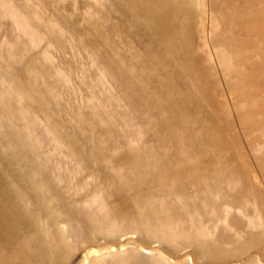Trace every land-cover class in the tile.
I'll return each mask as SVG.
<instances>
[{
    "label": "rangeland",
    "instance_id": "1",
    "mask_svg": "<svg viewBox=\"0 0 264 264\" xmlns=\"http://www.w3.org/2000/svg\"><path fill=\"white\" fill-rule=\"evenodd\" d=\"M137 17L0 0V202L47 247L9 264H264V0H189L150 37ZM32 91L46 105L17 94Z\"/></svg>",
    "mask_w": 264,
    "mask_h": 264
},
{
    "label": "bare ground",
    "instance_id": "2",
    "mask_svg": "<svg viewBox=\"0 0 264 264\" xmlns=\"http://www.w3.org/2000/svg\"><path fill=\"white\" fill-rule=\"evenodd\" d=\"M127 6L129 13L131 15L138 16L136 18L137 21L142 22L145 24L146 29L145 33L148 37L152 34L160 35L164 32L165 23H173L177 24V14L180 11H184L187 9V5L189 4V0H142L143 3H140L139 0H121ZM89 28H91L95 33H99V27L92 21H86ZM161 45L166 49L168 42L175 43L177 42V31L176 29L172 30V36L170 40H167L164 36H157ZM156 39V38H155ZM11 68L14 70L15 75H19L17 69L15 68V62H12ZM27 86V82L19 81L17 84V88L22 90L24 87ZM33 95L30 94L27 97L24 94H20L17 92L21 100L28 101L30 100L33 103V106H37L38 104L42 103L44 105L45 102L38 97L35 96L34 92L32 91ZM0 144H6L8 147L11 148V141L7 138V135L4 132L0 131ZM23 152H26V148L21 146ZM37 151L31 150L32 154H35ZM1 156H4V159H1L0 162L4 161L7 156L0 153ZM21 156L23 154L19 153ZM11 158V157H10ZM31 158H34L33 156ZM3 163V162H2ZM7 164V163H6ZM8 165V164H7ZM41 169L40 164H35L32 166L30 170L23 171V175L32 174L33 176L38 174V171ZM15 171V170H14ZM45 171L47 170H42ZM13 172V171H12ZM43 182L46 183L49 187V193L44 195L41 192V184L36 185L32 181H28L23 177L24 181H21L18 177L15 178V184L17 186H29L36 192L42 193V200L43 202L46 199H51L49 196L51 193V180L54 182V178L48 176L47 174H43ZM51 179V180H50ZM3 187V183L0 181V188ZM52 200V199H51ZM58 202L63 201V197L60 195L57 199ZM43 210H39L37 207V213ZM50 211H54L52 208ZM69 211V210H67ZM70 212V211H69ZM25 213L24 208L18 204L15 199L10 195V202L7 206H4L0 202V247L6 246L9 249L10 259L6 258L5 253L0 251V264H9L14 257H18L25 261L28 257H32L33 259H38L41 255L42 251H46L47 247H43L39 242L36 244L28 245L26 242V236L23 231L24 225H27L25 221L27 220L28 216L22 215ZM63 221L64 220H74V218L67 213H63ZM51 219L54 220L53 216L51 215ZM62 221V220H61ZM25 223V224H24ZM58 222L55 221L52 224V229H55L56 224ZM51 229V231H52ZM61 231H64L63 227L60 228ZM85 230V228H84ZM64 235H70V233L65 230ZM144 253H150L148 249H142ZM91 264H95L92 262Z\"/></svg>",
    "mask_w": 264,
    "mask_h": 264
}]
</instances>
